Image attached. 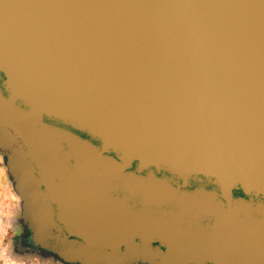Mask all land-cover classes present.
<instances>
[{"label": "water", "instance_id": "water-1", "mask_svg": "<svg viewBox=\"0 0 264 264\" xmlns=\"http://www.w3.org/2000/svg\"><path fill=\"white\" fill-rule=\"evenodd\" d=\"M0 152L59 264H264V0H0Z\"/></svg>", "mask_w": 264, "mask_h": 264}, {"label": "rangeland", "instance_id": "rangeland-1", "mask_svg": "<svg viewBox=\"0 0 264 264\" xmlns=\"http://www.w3.org/2000/svg\"><path fill=\"white\" fill-rule=\"evenodd\" d=\"M3 164L4 155L0 152V264H59L42 259L40 253L19 248V240H15L21 229L17 223L18 207Z\"/></svg>", "mask_w": 264, "mask_h": 264}, {"label": "flooded vegetation", "instance_id": "flooded-vegetation-1", "mask_svg": "<svg viewBox=\"0 0 264 264\" xmlns=\"http://www.w3.org/2000/svg\"><path fill=\"white\" fill-rule=\"evenodd\" d=\"M27 236H28V231L25 228H21L19 231V234L16 236L15 240H22V243L25 247H31V245L29 244L28 240H27ZM40 254L42 259L44 260H50L52 259L49 253L44 252L42 250H37ZM76 264V263H75Z\"/></svg>", "mask_w": 264, "mask_h": 264}]
</instances>
